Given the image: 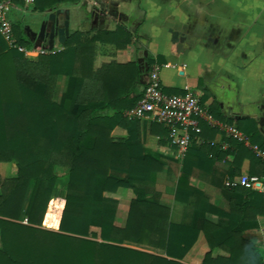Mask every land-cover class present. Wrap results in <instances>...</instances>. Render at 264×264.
Masks as SVG:
<instances>
[{
  "label": "trees",
  "instance_id": "trees-1",
  "mask_svg": "<svg viewBox=\"0 0 264 264\" xmlns=\"http://www.w3.org/2000/svg\"><path fill=\"white\" fill-rule=\"evenodd\" d=\"M64 1L36 0L35 8L45 11ZM14 33L20 44L32 47L22 27L14 24ZM131 41L132 34L121 26L78 30L63 50L33 60L10 48L0 34V163L17 165L14 176L0 173V264H185L202 234L210 250L201 264H264V247L245 234L264 216V192L223 184L239 198L231 201L229 212L215 209L228 219L223 226L205 219L214 208L188 179L194 169L209 172L218 159L228 161L229 156L233 160L225 175L230 179L242 175L246 159L249 174L264 176V158L252 147L264 152L258 122L215 115L250 138L251 146L225 132L226 149L213 142L220 130L201 122L202 132L193 134L175 189V200L186 204L191 219L172 222L170 209L154 197L164 162L146 152L142 119L125 115L141 99L147 72L137 60L99 61V42L120 47ZM154 60L149 57L147 64ZM62 77L65 88L59 93ZM117 127L126 134L116 135ZM151 130L163 145L175 146L166 126L152 122ZM58 166L67 171L64 207L52 200L64 188ZM120 188L135 193L123 227L115 224ZM44 220L56 227L60 220L59 227H44ZM218 250L227 254L214 256Z\"/></svg>",
  "mask_w": 264,
  "mask_h": 264
},
{
  "label": "crops",
  "instance_id": "crops-1",
  "mask_svg": "<svg viewBox=\"0 0 264 264\" xmlns=\"http://www.w3.org/2000/svg\"><path fill=\"white\" fill-rule=\"evenodd\" d=\"M33 4L32 14L40 17L39 21L34 20L38 24L37 28L13 22L22 27L24 34L27 26L38 32L43 20L48 17L45 12H53V7L64 8L61 21L70 15V28L75 32L83 30L82 24L85 21L90 22L87 31H114L120 26L124 27L132 34L131 43L118 47L99 42V61L139 62L143 58L148 63L149 57L155 58L163 66L161 79L165 91L175 90V94L196 91L212 116L254 118L264 135V0H67L46 11L36 9V3ZM30 5L20 0L12 6L10 13L23 18V13L30 9ZM110 8L126 17L110 15ZM174 31L182 39H186L182 47L180 39L173 41ZM56 43L60 44L58 41ZM37 56L39 55L31 52L26 57L35 60ZM65 79H60L59 93L65 88ZM214 119L220 124H227L219 120L218 116ZM152 122L154 121L149 118H142L141 133L146 152L164 162V169L157 178V194L154 197L170 209L172 222H188L191 219L190 209L185 203L175 200V189L184 156L170 142L165 145L161 143L162 137L151 130ZM212 127L220 130L214 135L213 142L222 144L223 149L228 148L229 144L224 142L226 131L218 126ZM114 133L124 136L126 130L117 127ZM202 141L203 139L200 142ZM227 160L232 161L233 156L227 157ZM228 161L218 159L214 169L211 168L212 171L209 172L196 168L188 178L190 184L206 194L214 208L205 214V219L223 226L228 224V219L215 209L229 212L231 201L239 199L223 187L229 179L225 175L230 168ZM13 166L16 172V163H0V173L12 175ZM249 168L250 160L246 159L242 174L249 173ZM255 190L264 192V182ZM118 195L121 199L115 224L123 227L130 210V199L135 197V193L130 188H120ZM152 195L153 193L149 196ZM59 198L58 205L64 207L65 195L64 198ZM63 207L59 210L60 219ZM55 211L58 210L55 208ZM257 222L258 225L248 229L245 234L254 243L264 247V216H258ZM59 223L57 227L46 222L45 225L57 229ZM125 245L165 255L163 250L154 247L131 242H126ZM209 250L206 236L202 234L185 264H201ZM216 253L227 254L224 250L214 252V256Z\"/></svg>",
  "mask_w": 264,
  "mask_h": 264
},
{
  "label": "built area",
  "instance_id": "built-area-1",
  "mask_svg": "<svg viewBox=\"0 0 264 264\" xmlns=\"http://www.w3.org/2000/svg\"><path fill=\"white\" fill-rule=\"evenodd\" d=\"M20 0H0V34L7 41L10 48L16 49L28 56L31 52L37 55L60 52L64 45L55 42L54 48H50L48 40L42 41L39 46L33 43L28 48L20 44L14 33V23L9 18L12 6ZM27 4H33L36 0H24ZM93 1V0H87ZM162 64L154 60L149 64L145 78L146 86L144 93L138 103L125 115L130 118H149L154 122L166 126L170 132L172 143L179 149L184 156L193 138V134L202 132L201 122H206L211 126L223 128L227 134L237 140L251 146L250 138L241 132L235 125L218 123L206 106L203 105L200 95L193 90H188L184 94H169L162 85L161 72ZM259 156L264 158L257 145L252 146ZM264 182V176L243 173L240 176L228 179L226 186H243L249 189H257ZM58 210V209H57ZM28 223L27 218L24 220ZM44 226L45 225L44 220Z\"/></svg>",
  "mask_w": 264,
  "mask_h": 264
},
{
  "label": "water",
  "instance_id": "water-1",
  "mask_svg": "<svg viewBox=\"0 0 264 264\" xmlns=\"http://www.w3.org/2000/svg\"><path fill=\"white\" fill-rule=\"evenodd\" d=\"M53 12L48 13L46 10L45 15L47 14V19H44L42 22L41 29L36 32L33 31L29 26L25 28V34L29 38L32 43H35L36 46H39L42 41L48 40L50 48H54L55 42L58 41L61 45H65L68 38L75 33L74 30L70 28V15L67 16L66 19L61 21V15L65 12L64 8H52ZM114 8H110V15H117L119 18L126 17L122 13H118ZM115 11V12H114ZM94 15V13H92ZM90 22L85 21L82 24L83 30H89L88 25ZM174 39L173 41H177L180 39V45L182 47L183 43L186 39H182L180 34L176 31L173 32ZM180 47V46H179ZM141 68L146 72L148 71L149 65L144 62V59L141 58L139 60Z\"/></svg>",
  "mask_w": 264,
  "mask_h": 264
},
{
  "label": "rangeland",
  "instance_id": "rangeland-1",
  "mask_svg": "<svg viewBox=\"0 0 264 264\" xmlns=\"http://www.w3.org/2000/svg\"><path fill=\"white\" fill-rule=\"evenodd\" d=\"M34 4H31L30 6V9L29 10H26L24 13H23V18H17L16 16H13L12 13L9 12V18L13 21V22H19L20 24H30L33 28H37V25L34 23V20L37 19V21L40 20V17H38L36 14H32V7H33ZM11 14V15H10ZM39 19V20H38ZM41 25V23H40ZM40 56V55H39ZM35 57L37 60L38 57ZM31 58H34V57H31ZM17 166V165H16ZM63 168L62 167H57L56 168V171L57 173L60 175V181H59V186L60 187H64L66 185V182H67V176H66V169L65 170H62ZM15 171V167L13 166V171H12V175L11 176H14L16 175L17 173V168H16V172ZM5 176V175H4ZM7 176V175H6ZM59 190V189H58ZM59 196H61V198L63 197L64 198V188L62 189V191L59 192L58 196H56V200H60ZM55 197V196H54ZM53 197V199H54ZM49 228V227H47ZM50 229H54V228H50Z\"/></svg>",
  "mask_w": 264,
  "mask_h": 264
}]
</instances>
